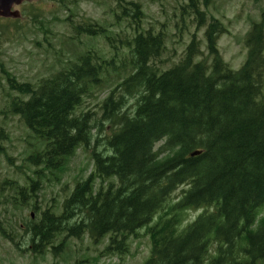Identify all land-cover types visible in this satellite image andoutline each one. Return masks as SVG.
<instances>
[{"label":"trees","instance_id":"1","mask_svg":"<svg viewBox=\"0 0 264 264\" xmlns=\"http://www.w3.org/2000/svg\"><path fill=\"white\" fill-rule=\"evenodd\" d=\"M57 1L70 13L71 39L101 37L112 55L84 54L37 87L11 80L21 99L10 113L36 137L26 161L38 178L22 172L24 185L9 179L0 185V206L23 216L7 222L9 230L0 226L2 237L34 256L49 247L61 254L69 238L88 236L95 245L109 238L105 253L124 259L141 235L151 245L144 264H263L264 8L245 36L239 71L220 56L218 41L229 30L218 19L205 33L211 64L196 62L202 43L194 35L180 62L163 70L167 26L145 29L140 2L113 0L112 21L73 23V8L94 0ZM212 1L189 0L188 16L205 26L201 6ZM112 74L124 78L103 100L101 115L84 110ZM106 123L112 135L100 151L94 132L101 135ZM9 139L0 128V148ZM79 148L92 149L94 172L61 206L43 209L40 174L61 176ZM196 151L202 154L192 158ZM29 210L36 219L23 214ZM193 210L203 212L184 225Z\"/></svg>","mask_w":264,"mask_h":264},{"label":"rangeland","instance_id":"2","mask_svg":"<svg viewBox=\"0 0 264 264\" xmlns=\"http://www.w3.org/2000/svg\"><path fill=\"white\" fill-rule=\"evenodd\" d=\"M134 1L140 2L144 7L145 29L154 28L159 31L163 25L167 26L166 49L160 59L165 62L163 70L180 62L194 35L202 43V54L197 61L210 63L205 33L212 19L220 20L229 30V33L218 41L221 58L232 69H240L246 57L245 36L250 30L251 21L259 20L261 10L264 8V0H213L207 7L201 6V10H206L207 15L205 26H199L196 16L192 14L193 21V18L188 16L189 9H185L189 0ZM112 2L113 0L81 2L73 8L75 16L71 20L73 23H80L82 19L101 23L112 21L111 10L115 7ZM23 5L22 17L18 22L0 21V66L3 65L19 82L37 84L41 79L64 70L66 61L75 62L89 46L99 54L111 57V49L103 38L89 39L87 36H82V42L71 41V30L63 24V20L68 18L70 13L62 10L57 0H28ZM40 23H42L41 26ZM113 30L118 32V27H114ZM119 60L121 61V58ZM123 78L119 79L116 74L106 77L103 90H96L94 97L86 98L83 109L99 112L101 115L100 108L103 100L114 88L116 89ZM6 79L0 67V110L5 111L8 110L10 101ZM7 116L8 118L0 119V123L4 125L11 137L9 141L3 142L4 151L0 154V185L8 179L18 180L20 185H24L25 176L22 172L34 180L38 178L33 173L38 169L26 161L27 156L34 151L32 146L34 138L19 117ZM106 134L107 132L103 133L102 140ZM104 143L105 141H102L100 150L103 149ZM8 157L12 158L11 162L8 161ZM67 165L61 176L49 171L40 174L41 191L37 192L39 206L43 208L54 204L61 206L66 198V186L70 190L73 189L76 182L86 180L93 171L90 154L84 150L77 151ZM179 193L180 191H177L173 199L177 198ZM31 213L32 211L29 210L23 214L27 217ZM196 215V213L191 214L193 218ZM17 217L23 216L13 208H8L5 212V209L0 206L1 227L9 230L6 223L14 219L18 220ZM189 221L190 219L187 220L186 217L184 224ZM23 224L20 225L23 226ZM143 233L144 231L140 234ZM108 240L109 238H106L103 245L94 246L86 237L69 238L65 242V253L61 258L49 253L44 258L35 259L28 255L22 256L10 242L0 236V264H76L78 258H83L81 255H87L89 258V262L84 264H144L150 256L149 240L141 235L131 240L130 252L133 256L127 257L124 261L105 256L104 248ZM20 242L23 240L20 239Z\"/></svg>","mask_w":264,"mask_h":264},{"label":"water","instance_id":"3","mask_svg":"<svg viewBox=\"0 0 264 264\" xmlns=\"http://www.w3.org/2000/svg\"><path fill=\"white\" fill-rule=\"evenodd\" d=\"M23 0H0V16L18 18V13H12L14 3L21 4Z\"/></svg>","mask_w":264,"mask_h":264},{"label":"bare ground","instance_id":"4","mask_svg":"<svg viewBox=\"0 0 264 264\" xmlns=\"http://www.w3.org/2000/svg\"><path fill=\"white\" fill-rule=\"evenodd\" d=\"M135 14V13H134Z\"/></svg>","mask_w":264,"mask_h":264}]
</instances>
